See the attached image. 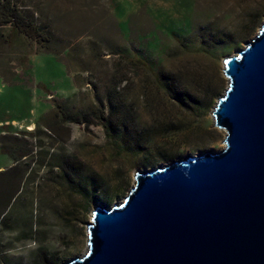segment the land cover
I'll use <instances>...</instances> for the list:
<instances>
[{
	"label": "rangeland",
	"instance_id": "rangeland-1",
	"mask_svg": "<svg viewBox=\"0 0 264 264\" xmlns=\"http://www.w3.org/2000/svg\"><path fill=\"white\" fill-rule=\"evenodd\" d=\"M18 4L43 37L0 25V264H66L85 253L94 208L122 202L135 173L224 148L212 115L224 59L257 34L264 0ZM169 78L199 105L172 101ZM108 95L151 136L146 158L106 134Z\"/></svg>",
	"mask_w": 264,
	"mask_h": 264
},
{
	"label": "water",
	"instance_id": "water-1",
	"mask_svg": "<svg viewBox=\"0 0 264 264\" xmlns=\"http://www.w3.org/2000/svg\"><path fill=\"white\" fill-rule=\"evenodd\" d=\"M223 73L212 115L224 148L135 173L66 264H264V21Z\"/></svg>",
	"mask_w": 264,
	"mask_h": 264
},
{
	"label": "trees",
	"instance_id": "trees-1",
	"mask_svg": "<svg viewBox=\"0 0 264 264\" xmlns=\"http://www.w3.org/2000/svg\"><path fill=\"white\" fill-rule=\"evenodd\" d=\"M7 24L15 27L27 37L37 39L43 37L34 21L23 13L18 4V0H0V25ZM167 81L166 90L168 97L181 108L192 109V107L199 105L193 96L185 92V90H182V86L176 84L177 79L169 78ZM107 103L111 118L105 120L106 125H104V129L106 134L112 138H114L112 136L113 133L120 135V141L115 143V147L121 152H126L134 156L142 155L146 158L148 153L143 154L141 146L150 142L151 136L140 133L135 128L134 121L128 119L130 116L128 114L125 115L120 111V108L118 110L120 103L114 104L110 95L107 96ZM57 107L59 108L60 106L58 105ZM170 132H173V130H170ZM73 169L78 168L73 166Z\"/></svg>",
	"mask_w": 264,
	"mask_h": 264
},
{
	"label": "bare ground",
	"instance_id": "bare-ground-1",
	"mask_svg": "<svg viewBox=\"0 0 264 264\" xmlns=\"http://www.w3.org/2000/svg\"><path fill=\"white\" fill-rule=\"evenodd\" d=\"M225 59H226V58H225ZM225 59H224V60H225ZM223 65H224V64H223ZM223 69H224V68H223ZM213 109H214V108H213ZM213 120H214V118H213ZM28 131H32V127H29V128H28ZM148 172H149V171H148ZM133 176H134V175H133ZM86 240H87V239H86Z\"/></svg>",
	"mask_w": 264,
	"mask_h": 264
}]
</instances>
